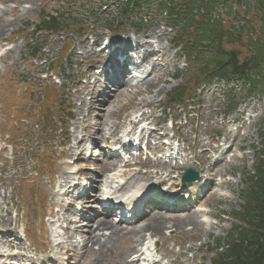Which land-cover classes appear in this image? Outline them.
<instances>
[{"label":"rangeland","instance_id":"374dc122","mask_svg":"<svg viewBox=\"0 0 264 264\" xmlns=\"http://www.w3.org/2000/svg\"><path fill=\"white\" fill-rule=\"evenodd\" d=\"M222 1L224 6L217 9L216 17L219 16L229 29L231 26L227 25H234L230 15L237 11V8L234 0ZM245 1L250 8L256 7V0ZM43 9H57V0H0V48H10L8 55L0 56V192L3 196L4 193L13 195L9 203L14 201L16 210L21 212L18 221H25L29 239L34 242L32 244L27 240L30 248L26 246L27 252L24 254L28 257L39 256L45 250V236L50 238L52 232L57 234V228L62 221L63 227L71 226L66 214H76V208L68 207L67 204L71 201L68 198L63 199V204L57 199L55 193L58 184L66 181L70 172H89L86 174L91 177L92 173H99L102 162L106 161L102 154L111 155V145H107L104 140L114 131L118 134L115 139L126 137L136 129L139 120L146 119L149 122L145 124V128L151 133L152 141L146 152L151 158L144 156V153L136 155L133 163L137 166L122 178L119 177V180L123 181L122 184L134 176H140L144 180L150 177L151 182L156 184L163 182L159 188L180 187V176L188 168V164L198 173L203 172L207 178L209 176V182L213 183V191L207 193L201 202L199 200L191 211L167 213V217L178 218L190 215L198 226L182 227L178 231L165 230V236H169L168 247L172 254L168 253L167 256V253L160 249L162 243H158L154 258H157L158 262L161 261V264H171L170 261L212 264L214 254L211 250L216 247L218 241L224 242L228 239L231 227L236 221L235 213L240 209L243 170L246 173L253 171L257 149H261L258 125L261 119H264V95L249 92L242 84L232 85L219 81L212 87H202L194 94L187 92V97L193 100L168 109L165 105L168 96L180 84L190 81L189 85L192 86L198 74L182 48H178L176 30L166 28L168 24L157 17L155 10L147 24L151 27L148 32L136 34L128 27L123 34L114 35L112 31L104 29L103 21L97 23L92 19L84 21L86 24L78 26L77 33L69 36L35 37V25ZM242 15L240 13V16ZM84 17L86 18L85 15ZM31 39L38 43L45 41V50L37 61L31 59ZM118 39L133 40L134 45L139 44L141 61L150 77L147 84L140 79L134 81L132 86L119 87L121 92L115 97L116 92L107 88H111L112 83H104L103 79H99L97 83L88 84L93 80L85 78L87 73L94 75L92 63L96 58L99 63L105 62L107 56H99L102 45ZM147 42L153 45H147ZM151 53L155 54L152 56ZM68 59L73 63L68 64ZM40 60L57 66V78L54 82L49 79V74L41 77L44 74L41 72H45V65L42 66L44 62L41 63ZM70 65L72 66L69 67ZM179 73V79L174 80ZM102 93L110 97L97 98ZM92 100L94 103L98 101L104 104L97 110L98 104L95 103L92 107ZM231 105L238 107L230 112L228 108ZM240 108L250 110L249 114L253 119L239 117V122L233 127L243 129L237 130L239 139L234 144V153L216 155L212 149L210 153H206L210 161L203 164L202 153L214 147L213 142H216V139L232 131V128L228 130L222 125L226 116L237 114ZM99 110L103 111L101 116ZM23 115L31 119H26V124L16 123L23 127L24 136L20 139L22 141L10 140L5 134L19 132L9 131L7 119L16 116L21 118ZM16 124L12 126L15 128ZM155 125L161 130L160 133H153ZM170 127L173 128L171 131ZM245 131H248L249 137L242 141L241 137ZM217 133H220V137ZM158 134H164L168 138L172 134L178 137L177 148L162 154L160 143L159 147L155 146L156 138L160 137ZM80 141L83 142L80 144ZM10 144L16 148L13 149ZM74 146L78 150L74 149ZM82 147L85 148L83 153ZM239 149L240 151H237ZM79 154L93 158L82 156L75 162ZM108 156L106 158H109ZM71 161H74V164ZM110 162L113 161H109L112 166ZM70 164L72 166H68ZM157 173L162 176L157 177ZM94 179L97 180L96 177ZM144 180L142 182H145ZM189 192L192 195L195 190ZM74 204H81V201ZM58 206H65L59 215ZM49 214H53L58 225L54 226L49 222L54 218H44ZM81 216L88 219L93 213ZM141 225L142 223L137 227ZM73 228L77 229L76 226ZM74 230L70 231L71 240L80 244L84 235ZM119 246L121 250L116 251L115 259H121L122 251L138 245L121 241ZM91 247L88 245L89 250ZM139 249L141 246H138ZM78 250L76 249V252H79ZM85 256L87 261L82 258L80 264H93V254L87 250Z\"/></svg>","mask_w":264,"mask_h":264},{"label":"trees","instance_id":"16d2710c","mask_svg":"<svg viewBox=\"0 0 264 264\" xmlns=\"http://www.w3.org/2000/svg\"><path fill=\"white\" fill-rule=\"evenodd\" d=\"M131 2L129 0L128 6ZM208 3H214V0H201L198 6L194 1L186 5L179 4L173 10L164 7L173 27L179 29V40L186 41L189 59H193L192 63L200 70L198 78L210 83L213 78L233 77L249 82L254 87L264 85V45H254L256 49L250 53V57L239 62L238 53L226 51L222 45L224 28L205 16L197 19L193 14L195 9L199 11L205 7L207 13L211 9ZM123 16H128L127 11H124ZM41 25L42 30L57 32L69 27L63 15L43 17ZM234 42L236 39L231 35L228 45ZM256 77L263 78V81H256ZM185 90L186 86L179 87L173 93L170 104L182 102ZM261 129L263 149L259 153L255 174L247 177L245 190L241 193L244 203L236 216L240 224L233 228L234 233L229 235L227 249L217 256L214 264H264V121Z\"/></svg>","mask_w":264,"mask_h":264},{"label":"bare ground","instance_id":"6f19581e","mask_svg":"<svg viewBox=\"0 0 264 264\" xmlns=\"http://www.w3.org/2000/svg\"><path fill=\"white\" fill-rule=\"evenodd\" d=\"M2 16H0V21H1ZM129 41V43L135 42L133 40H126ZM137 44V43H136ZM150 43L147 42V45H149ZM136 56L138 57V59L142 58V52L139 51L138 45H136ZM147 50L149 51L150 48L146 47ZM129 52V51H128ZM135 53H132V55H130V59H136L138 61V59L136 57H134ZM150 55H154V53H151ZM100 56V55H99ZM96 62L99 61L98 58L95 59ZM133 66V65H132ZM135 69H137L135 66H133ZM153 73V72H152ZM90 73H87V77L90 78L91 80H94V76L92 77V75H89ZM149 77L150 75H148V77L144 80V84H147V82L149 81ZM122 87H129V83L124 82L122 84ZM116 95H114L115 97L117 95L120 94V90L117 89L116 91ZM102 96L98 95V97ZM96 104H98V107H96V109H100V107L103 105V103H99L98 101L95 102ZM95 103L92 100V107L95 106ZM99 114L100 116L102 115L103 111L99 110ZM248 113L249 111H247L245 108H240L238 110V115L235 114L233 116L230 117L231 120L236 121L237 119H239V117H241L244 113ZM240 115V116H239ZM227 126H229V123H225L224 127L226 128ZM146 134V132L142 129L139 131V137L143 138L144 135ZM117 136V132L114 131V133H112V135L108 138L105 139L104 141H109L114 139ZM115 141V139H114ZM80 141L79 143L81 144ZM120 141L118 140L119 143ZM213 146L210 150L202 153L203 155L201 157H204L202 162L203 164H206L208 161H210V158H207V154L206 153H210V151L213 149L217 154L223 155L224 154V150L226 151V153H232L233 149L228 148L227 146L229 144H231V139L228 137V135H224L223 139H220L219 141L216 140V142H213ZM226 147V148H225ZM82 149H84L82 147ZM114 164L112 166L109 165L108 161H103L102 162V166H100V171L99 173L97 172V174L95 175V177L97 178L98 182L101 183V178H103L108 172H116L117 168H118V164H122V161L119 158H116L114 161ZM191 164H188V166ZM110 166V167H109ZM126 169H128V172L131 171V169L133 167H135V165H131V164H125L124 166ZM96 171V170H95ZM162 176L161 173H157V177ZM161 179V178H160ZM204 177L203 175L201 176V179L195 183L194 185L187 187L188 189H193L196 186H199L202 181H203ZM144 179L140 178V176L137 177H133L129 182L125 183L124 186L120 187V191L125 192L127 190H129L132 187H135L136 184H138L139 181H142ZM144 181H146V183H151V179L150 177H147ZM104 183V181H103ZM114 183H111V186L113 187ZM153 186V185H152ZM138 189L140 187H137ZM143 190L140 189V192ZM66 197L67 195L64 194ZM1 196V193H0ZM13 195H8L5 194L4 199L1 200L2 206L3 204H7V200L10 199ZM138 194L134 193L131 197L130 200L132 202H135L137 199ZM2 206H0V208H2ZM15 209V206L13 207H9L6 211L5 208H3L2 213H6L7 215L1 214L0 215V227L4 228L6 231L9 230L11 228V224H9V210ZM106 216V214H103ZM100 217L97 219H89V220H85L82 221V223H84V229L82 227H79L80 231H82V238H83V247H82V251H83V259L84 261H87V258L85 256V251L87 253V250L93 254L94 258V262L93 264H139L140 259L144 256V254H142V250H138V246L141 247H146V242L148 241V239L150 240V243L155 241L157 239V242L159 243V245H161L160 243H162V247H160V249L167 253L166 255L168 256V253L172 254V251L170 250V248L168 247V241L169 237L165 236V230L167 229H173L175 231H178L180 228L182 227H197L198 223L193 220L191 218L190 215H187L185 217H167L166 214H164L163 212H153L151 214L146 215L141 221H142V225L140 227H132V228H122V227H118L116 225H114L111 220H109L107 217ZM77 226H80L79 223H76ZM137 228V229H135ZM75 232H77V229L74 230ZM0 245H4L6 248H11L12 243L14 242H4L3 238L0 237ZM121 241H129L131 243H136L138 246L133 247V249L129 248L125 251H122L121 254V259L116 258L115 259V255H116V251L117 250H121L119 249V243H121ZM88 245H91L92 247L90 248V250L88 249ZM164 246V247H163ZM93 247H97L96 249H94ZM58 248H60L58 246ZM77 248V245H76ZM86 249V250H85ZM137 257L138 261H132V262H128V260L132 257ZM17 260H22L25 257L22 256H18V257H14L13 259L16 261ZM72 258H74V256H72ZM171 258V257H170ZM148 264H161L160 262H155V261H147ZM171 264H184V263H180L177 261H170Z\"/></svg>","mask_w":264,"mask_h":264},{"label":"water","instance_id":"95a60500","mask_svg":"<svg viewBox=\"0 0 264 264\" xmlns=\"http://www.w3.org/2000/svg\"><path fill=\"white\" fill-rule=\"evenodd\" d=\"M239 3H240V0H238V4ZM260 4H261V7L264 8L263 0H260ZM189 174H191V173H188V174L185 175L184 182L188 181V183L191 184L192 183L191 181H194V180L198 179V175L194 173L193 175L195 177L193 178V180H188Z\"/></svg>","mask_w":264,"mask_h":264}]
</instances>
